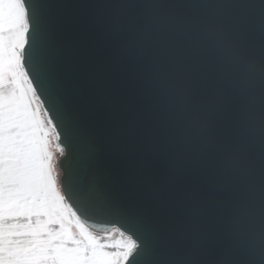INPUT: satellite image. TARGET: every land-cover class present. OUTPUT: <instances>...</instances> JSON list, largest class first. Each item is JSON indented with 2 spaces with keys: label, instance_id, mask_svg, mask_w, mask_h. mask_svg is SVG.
I'll list each match as a JSON object with an SVG mask.
<instances>
[{
  "label": "water",
  "instance_id": "water-1",
  "mask_svg": "<svg viewBox=\"0 0 264 264\" xmlns=\"http://www.w3.org/2000/svg\"><path fill=\"white\" fill-rule=\"evenodd\" d=\"M63 200L124 264H264V0H20Z\"/></svg>",
  "mask_w": 264,
  "mask_h": 264
},
{
  "label": "rangeland",
  "instance_id": "rangeland-1",
  "mask_svg": "<svg viewBox=\"0 0 264 264\" xmlns=\"http://www.w3.org/2000/svg\"><path fill=\"white\" fill-rule=\"evenodd\" d=\"M25 29V11L20 0H0V89L14 88L15 79L19 78L24 82L34 108L33 111L28 110L16 96L0 99V206H5V201L15 200L14 203H16L18 200H26L27 197L20 192L21 190L28 191L32 200H38L39 184L43 188L47 181V174L51 176L54 174L58 188L56 193L63 201L60 188L61 172L57 166L63 151L54 144L55 135L52 126L47 121L20 64ZM33 112L35 117L32 115ZM34 120L37 123V130H30V144L22 146L18 140L10 144L1 141L3 135L17 136L22 129L29 130ZM49 137H51L50 141ZM48 141L52 148L49 147ZM50 192L47 191L46 194ZM27 205L23 212H27L29 208L30 212L32 211ZM86 230L89 232V237L84 239L86 240L84 242L97 252H101L100 249L116 247L113 264H124L134 246L127 236L117 230L108 234H95L88 228Z\"/></svg>",
  "mask_w": 264,
  "mask_h": 264
},
{
  "label": "crops",
  "instance_id": "crops-1",
  "mask_svg": "<svg viewBox=\"0 0 264 264\" xmlns=\"http://www.w3.org/2000/svg\"><path fill=\"white\" fill-rule=\"evenodd\" d=\"M13 87L0 89V99L16 96L20 103L33 111L31 96L24 82L16 78ZM36 128L34 120L29 130L22 129L17 136L3 135L1 141L10 144L18 140L20 145L26 146L30 144V130ZM49 141L48 145L52 148ZM46 176L43 188L39 184L38 200H32L28 191L21 190L26 200L16 203L15 200L5 201L6 205L0 206V264H113L117 248L97 252L84 242L89 237L87 228L81 226L63 205L56 193L54 174ZM47 191L51 192L46 194ZM25 205L31 207L32 211L29 208L23 212ZM89 250L94 252L93 260L89 257Z\"/></svg>",
  "mask_w": 264,
  "mask_h": 264
},
{
  "label": "bare ground",
  "instance_id": "bare-ground-1",
  "mask_svg": "<svg viewBox=\"0 0 264 264\" xmlns=\"http://www.w3.org/2000/svg\"><path fill=\"white\" fill-rule=\"evenodd\" d=\"M27 81H28V79H27ZM29 83V82H28ZM44 115H45V117H46V119H47V116H46V113L44 112ZM47 121L49 122V120L47 119ZM50 123V122H49ZM51 124V123H50ZM54 135H55V133H54ZM56 137V136H55ZM54 144H56V139H54ZM63 205L65 206V208L68 210V212L75 218V219H77L78 220V217H77V215L75 214V212L73 211V209L63 200ZM88 228V227H87ZM90 231H92V232H94V233H96V234H108V233H110L111 231H113V230H110V231H96V230H94V229H92V228H88ZM88 252V254H89V257L91 258V260H93L92 258L94 257V252L93 251H87ZM90 258H89V260H90Z\"/></svg>",
  "mask_w": 264,
  "mask_h": 264
}]
</instances>
